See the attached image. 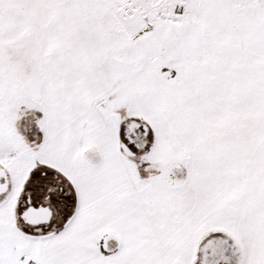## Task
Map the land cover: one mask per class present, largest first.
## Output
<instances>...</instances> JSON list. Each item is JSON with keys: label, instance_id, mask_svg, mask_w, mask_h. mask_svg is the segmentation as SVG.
Returning <instances> with one entry per match:
<instances>
[{"label": "snow or ice", "instance_id": "6c2138e0", "mask_svg": "<svg viewBox=\"0 0 264 264\" xmlns=\"http://www.w3.org/2000/svg\"><path fill=\"white\" fill-rule=\"evenodd\" d=\"M0 264H264V0H0Z\"/></svg>", "mask_w": 264, "mask_h": 264}]
</instances>
